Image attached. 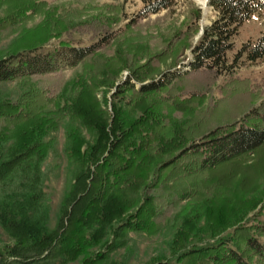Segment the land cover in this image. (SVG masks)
Here are the masks:
<instances>
[{
	"label": "trees",
	"instance_id": "obj_1",
	"mask_svg": "<svg viewBox=\"0 0 264 264\" xmlns=\"http://www.w3.org/2000/svg\"><path fill=\"white\" fill-rule=\"evenodd\" d=\"M175 1L143 0L139 15L168 13ZM208 6L215 19L202 35V12L189 3L164 50L154 53L128 43L102 56L117 20L95 15L73 25L66 39L42 31L0 58V85L23 86L19 97H0V236L10 240L0 245V264H115L129 234L153 235L165 219L170 258L150 264H264V101L223 122L213 106H193L233 64L264 63L263 32L227 65L234 37L264 11V0ZM74 33L94 42L73 45ZM166 58L172 65L163 72ZM78 65L84 74L63 85L65 70ZM123 70L128 79L117 84ZM196 83L207 85L204 93ZM101 88L106 106L114 89L109 120L97 100ZM68 114L94 138L68 128L66 151L80 169L51 230L42 165Z\"/></svg>",
	"mask_w": 264,
	"mask_h": 264
},
{
	"label": "rangeland",
	"instance_id": "obj_2",
	"mask_svg": "<svg viewBox=\"0 0 264 264\" xmlns=\"http://www.w3.org/2000/svg\"><path fill=\"white\" fill-rule=\"evenodd\" d=\"M201 2L202 0H176L168 13L162 11L159 14L141 18L139 12L143 7V0H32L23 5L17 1H3L0 6V21H4L5 24L0 30V58L8 56L16 47H20L19 45L24 41L42 31L52 34L63 32L60 39H66L68 36L66 33L71 31L73 25L95 15L117 20L113 25L114 37L104 44L100 51V54L107 59L114 57L118 48L124 51L128 43H131L133 47H145L151 50L152 53L162 51L165 48L166 40L170 38V35L183 21L189 3L194 4L202 12L200 27L209 26L212 23L215 19V13L209 6L207 9H203L200 5ZM32 4H34L33 7H31ZM28 6L30 7L23 9V7ZM263 32L264 11L254 15L243 24L238 35L234 37L233 50L227 55L228 67L231 65L234 54L240 46L245 42L255 41ZM198 37L199 35L194 40H197ZM73 39V45L76 46H88L94 42V39L88 34L74 33ZM58 41L56 38L51 39L46 46L57 45ZM186 54L190 57L189 51ZM171 65L172 62L169 58H166L160 63V69L164 72L170 69ZM188 65L186 61L181 63L179 67H187ZM184 69L187 70V68ZM82 74H84L83 65L65 70L62 84H68ZM127 79L128 72L123 70L116 82L118 84ZM182 83L185 86L190 84V78L183 79ZM196 84L203 85L195 88L196 91L200 90L202 92L206 89V84ZM22 91L23 86L17 82L0 85V97L10 95L16 98L20 96ZM102 93L103 89L101 88L97 93V100L102 105L104 115L109 120L112 117L111 99L114 95V89H109L107 93L109 101L107 106L103 102ZM182 94H187V92H182ZM200 100L193 106H197L199 112L213 106L215 116L222 122L226 120L225 117L228 115L239 111L242 113L251 104L264 101V63L250 64L243 60L238 61L219 75L216 84L210 90L205 91L204 97H201ZM54 108L55 106H50V109ZM71 126L78 127L80 133L90 143L93 142L94 138L80 124L78 119L69 114L60 123L58 130L53 132L49 138L51 151L42 165V182L43 190L49 201L48 207L50 206L49 226L51 230L55 228L57 217L61 213L60 208L66 202L73 177L80 169L79 164L71 160L66 151L70 145L67 133L68 128ZM252 161V159H248L243 163L249 164ZM250 182L256 185L257 179L250 177ZM168 217L170 215L166 216V218ZM260 220L264 221V213L261 214ZM164 221L153 235L129 234L127 244L115 254L113 262L115 264H150L160 256L164 257V260L170 258L168 248L169 231L165 227L167 219ZM8 241L10 242L8 238H4L1 234L0 245Z\"/></svg>",
	"mask_w": 264,
	"mask_h": 264
},
{
	"label": "bare ground",
	"instance_id": "obj_3",
	"mask_svg": "<svg viewBox=\"0 0 264 264\" xmlns=\"http://www.w3.org/2000/svg\"><path fill=\"white\" fill-rule=\"evenodd\" d=\"M200 5L202 6L203 9H207L208 7V0H202V2L200 3Z\"/></svg>",
	"mask_w": 264,
	"mask_h": 264
},
{
	"label": "water",
	"instance_id": "obj_4",
	"mask_svg": "<svg viewBox=\"0 0 264 264\" xmlns=\"http://www.w3.org/2000/svg\"><path fill=\"white\" fill-rule=\"evenodd\" d=\"M202 33V32H201Z\"/></svg>",
	"mask_w": 264,
	"mask_h": 264
}]
</instances>
